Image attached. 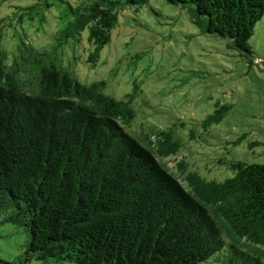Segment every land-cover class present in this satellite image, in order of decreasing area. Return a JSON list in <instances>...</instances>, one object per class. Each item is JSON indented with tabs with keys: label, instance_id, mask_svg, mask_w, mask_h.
Wrapping results in <instances>:
<instances>
[{
	"label": "trees",
	"instance_id": "1",
	"mask_svg": "<svg viewBox=\"0 0 264 264\" xmlns=\"http://www.w3.org/2000/svg\"><path fill=\"white\" fill-rule=\"evenodd\" d=\"M146 1L37 0L0 18V214L25 233L21 254L6 264H198L213 256L264 264V163L232 162L235 174L224 181L196 172L181 179L162 161L178 148L171 133L146 143L128 130L129 100L106 94L104 80L84 84L73 74L84 31L95 63L119 11ZM166 1L190 6L206 33L252 62L264 0ZM53 2L65 3L70 19L38 49L26 28L44 22ZM6 26L16 31L10 53Z\"/></svg>",
	"mask_w": 264,
	"mask_h": 264
},
{
	"label": "rangeland",
	"instance_id": "2",
	"mask_svg": "<svg viewBox=\"0 0 264 264\" xmlns=\"http://www.w3.org/2000/svg\"><path fill=\"white\" fill-rule=\"evenodd\" d=\"M36 1L0 0V18L8 20L17 7ZM65 10V3L53 2L44 22L36 18L28 24L33 46L41 49L54 40L70 19ZM4 31L3 45L10 53V36L16 31L10 26ZM249 42L252 62L226 39L206 33L190 6L147 0L119 11L110 41L95 63L88 60L92 46L84 31L72 69L82 83L104 80L106 94L130 101L134 118L128 130L135 136L146 143L159 130L174 136L176 154L162 161L181 179L196 172L205 180L224 181L235 174L232 162L264 163V16ZM24 76L33 86L34 75ZM220 114L218 121H206ZM24 241L23 228L3 222L0 214V264L14 262ZM28 264L44 263L33 258ZM198 264L218 263L213 256Z\"/></svg>",
	"mask_w": 264,
	"mask_h": 264
}]
</instances>
